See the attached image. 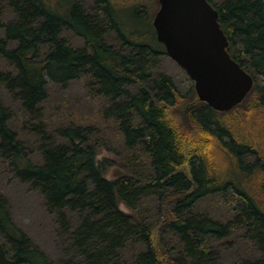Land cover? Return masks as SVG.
Returning a JSON list of instances; mask_svg holds the SVG:
<instances>
[{
    "label": "trees",
    "instance_id": "16d2710c",
    "mask_svg": "<svg viewBox=\"0 0 264 264\" xmlns=\"http://www.w3.org/2000/svg\"><path fill=\"white\" fill-rule=\"evenodd\" d=\"M207 1L218 12L227 52L253 76L254 86L241 106L224 113L193 101L186 112L196 135L192 141L180 131L175 110L192 100L193 88L182 94L168 76H152L165 49L148 7L95 0L87 13L74 0H0L14 15L3 23L0 6V58L12 70H0V88L39 123L49 83L65 86L88 77L90 94L108 101L102 118L115 124L125 150L119 165L98 158L100 148L119 155L99 128H59L57 143L31 125L30 132L47 142L40 150L42 164L33 165L0 96V160L56 217L72 253L65 264H216L210 240L236 230H245L262 254L241 264H264V180L258 178L264 167L255 158L262 133L254 139L264 125V1ZM63 30L82 38L84 48L70 46ZM215 153L229 158L228 171L219 169ZM246 158L256 161L246 164ZM114 166L126 175L106 179ZM211 197L231 205V220L197 212ZM68 214L77 216L76 227ZM0 242L15 264H49L14 226L1 198Z\"/></svg>",
    "mask_w": 264,
    "mask_h": 264
},
{
    "label": "rangeland",
    "instance_id": "374dc122",
    "mask_svg": "<svg viewBox=\"0 0 264 264\" xmlns=\"http://www.w3.org/2000/svg\"><path fill=\"white\" fill-rule=\"evenodd\" d=\"M77 5L82 7L87 13H91L94 9L95 0H74ZM116 1L118 6H126L130 4L144 5L148 7L152 14L151 21L159 8L157 0H112ZM264 1V0H263ZM59 0H55L58 3ZM2 22H12L14 19L13 13L3 3L0 2ZM3 36V31H0ZM61 37L74 49H83V39L76 36L70 30H63ZM0 70L4 72L12 71L7 63L0 58ZM159 75L168 76L176 86V88L185 94L193 88V82L189 79L183 69H181L173 60L165 53L158 58V65L152 69L154 78ZM89 78L84 77L75 81L69 82L65 86L49 83L47 86V99L41 104L40 108L43 111L40 122L32 121L22 111L20 103H18L12 95L0 88V96L12 114L13 119L11 127L18 131L19 139L24 143L26 148L27 159L33 165L42 164L41 147L47 143H43L40 133H31V125L38 126L40 132L42 128L46 134H52L57 143L59 139L55 134L59 128L75 127V126H92L99 128L100 137L104 138L109 143L111 149L119 155L114 154L100 148L98 158L107 157L119 165L123 164V156L125 153L121 144L119 133L112 121H105L102 118V112L109 105L104 98L93 97L88 90ZM194 91V88H193ZM197 99L194 91V96L191 101L181 105L175 110L181 132H186L188 138L195 140L196 135L188 123L186 112L191 103ZM242 105V104H241ZM240 105V106H241ZM264 125L258 126V135L262 133V137L255 141L258 147V157L260 158V167H264ZM253 140V139H252ZM216 163L221 171H228L231 166V161L227 156H222L215 153ZM255 158H246L244 163L255 162ZM262 167V168H263ZM126 172L119 166H114L106 170L105 178L114 180L125 176ZM239 179L238 176H236ZM264 180L263 176H258ZM257 178V181H258ZM0 198L5 200L10 219L14 226L18 228L27 239L37 247L46 257L49 264H65L72 257L70 243L66 238L59 234V229L56 223V217L50 214L45 207L43 198L39 193L33 191L29 186L21 184L15 177L13 169L0 160ZM264 201V196L261 197ZM120 209L124 212H129L124 205L120 204ZM197 212L207 215L217 221L226 222L233 218V210L227 201L219 197H211L201 202L197 207ZM72 226L76 227L77 216L68 214ZM170 247L175 245V241L168 240ZM210 250L216 258V264H241L246 260H255L262 257L258 247L251 243L245 234V230H236L228 238L222 240H210Z\"/></svg>",
    "mask_w": 264,
    "mask_h": 264
},
{
    "label": "water",
    "instance_id": "95a60500",
    "mask_svg": "<svg viewBox=\"0 0 264 264\" xmlns=\"http://www.w3.org/2000/svg\"><path fill=\"white\" fill-rule=\"evenodd\" d=\"M156 40L193 82L199 102L224 113L240 106L254 79L227 52L218 12L207 0H157ZM0 264H15L0 242Z\"/></svg>",
    "mask_w": 264,
    "mask_h": 264
}]
</instances>
